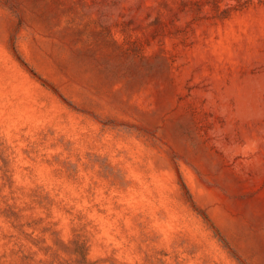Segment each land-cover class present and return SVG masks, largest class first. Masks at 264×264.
<instances>
[{"label":"rangeland","instance_id":"374dc122","mask_svg":"<svg viewBox=\"0 0 264 264\" xmlns=\"http://www.w3.org/2000/svg\"><path fill=\"white\" fill-rule=\"evenodd\" d=\"M0 264H264V0H0Z\"/></svg>","mask_w":264,"mask_h":264}]
</instances>
